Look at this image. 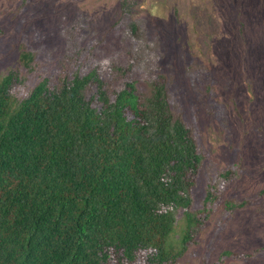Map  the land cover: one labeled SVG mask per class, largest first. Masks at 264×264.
Returning <instances> with one entry per match:
<instances>
[{
    "label": "trees",
    "instance_id": "1",
    "mask_svg": "<svg viewBox=\"0 0 264 264\" xmlns=\"http://www.w3.org/2000/svg\"><path fill=\"white\" fill-rule=\"evenodd\" d=\"M138 3L120 2L112 55L99 52L81 15L61 30L63 54L44 74L45 51L26 40L0 74V264H177L241 177L219 172L193 209L206 157L163 69L162 40L135 18ZM186 76L207 100L209 69L191 64ZM209 113L226 125L224 110ZM263 195L226 199L220 224Z\"/></svg>",
    "mask_w": 264,
    "mask_h": 264
},
{
    "label": "rangeland",
    "instance_id": "2",
    "mask_svg": "<svg viewBox=\"0 0 264 264\" xmlns=\"http://www.w3.org/2000/svg\"><path fill=\"white\" fill-rule=\"evenodd\" d=\"M0 0V74L17 64L19 43L43 49L44 74L63 54L61 30L78 16L88 18L91 40L106 56L121 49L112 29L122 0ZM135 18L146 19L149 34L164 44V71L175 76V98L197 132L206 160L193 190L194 210L203 208L210 182L219 172L238 168L214 206L205 228L177 264H264V195L220 224L226 199H253L264 190V0H138ZM200 64L212 77L200 100L186 67ZM39 78L31 79L33 87ZM223 110L222 124L215 114ZM256 257L227 259L223 252Z\"/></svg>",
    "mask_w": 264,
    "mask_h": 264
}]
</instances>
